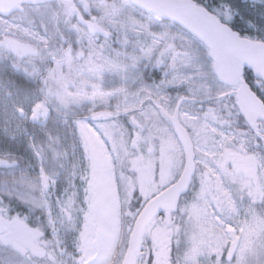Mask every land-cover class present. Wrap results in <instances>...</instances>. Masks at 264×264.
Listing matches in <instances>:
<instances>
[{
  "label": "snow or ice",
  "instance_id": "1",
  "mask_svg": "<svg viewBox=\"0 0 264 264\" xmlns=\"http://www.w3.org/2000/svg\"><path fill=\"white\" fill-rule=\"evenodd\" d=\"M0 264H264V0H0Z\"/></svg>",
  "mask_w": 264,
  "mask_h": 264
}]
</instances>
